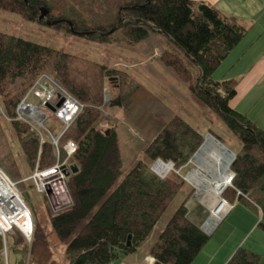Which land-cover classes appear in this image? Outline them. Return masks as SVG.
Listing matches in <instances>:
<instances>
[{
    "label": "trees",
    "instance_id": "1",
    "mask_svg": "<svg viewBox=\"0 0 264 264\" xmlns=\"http://www.w3.org/2000/svg\"><path fill=\"white\" fill-rule=\"evenodd\" d=\"M42 7L48 10V19L62 20L55 27L92 32L86 37L98 43H141L152 28L180 48L183 55L164 50L162 63L189 83L200 102L221 114L241 143L238 149L231 148L236 154L231 164L235 177L223 197L231 204L238 201L252 210L260 209L258 226L264 230V129L231 107L236 95L234 81L212 77L248 28L234 15L203 0H0V9L32 22H45L40 19ZM47 74L84 105L57 145L50 139L43 140V134L31 122L13 120L19 102L35 80ZM109 89L120 97L124 119L149 140L145 147L149 160H139L124 176L118 129L113 123L116 118L106 111ZM0 97L32 172L29 177L58 163L78 167L65 178L68 204L56 212L51 203L48 205L59 240H69L82 225L67 243L69 264H107L136 251L185 183L177 174L159 176L152 164L157 159L173 161L179 169L204 139L201 130L178 114L166 117L156 112L153 116L151 106L146 108L145 104L155 94L129 72L3 30ZM69 140L77 144L70 156L64 150ZM13 156L0 116V165L21 185L25 180L19 178ZM186 203L184 200L180 204L151 247L153 264H191L211 239V234L190 218ZM129 235L131 246L127 245ZM3 249L0 235V264H6ZM11 251L18 256L15 264H60L41 222L36 225L31 244L21 231L14 230L8 237ZM261 259L259 252L241 245L225 264H259Z\"/></svg>",
    "mask_w": 264,
    "mask_h": 264
},
{
    "label": "rangeland",
    "instance_id": "2",
    "mask_svg": "<svg viewBox=\"0 0 264 264\" xmlns=\"http://www.w3.org/2000/svg\"><path fill=\"white\" fill-rule=\"evenodd\" d=\"M0 30L31 41L34 40V42L52 46L62 51L84 56L95 61H102V63L116 67L120 71L129 72L130 76H132L136 81L146 85L155 94L156 97L152 99L150 103L146 102L145 104V106H147L146 108L151 106L152 115L154 116L158 113L159 115L166 117H171L174 114L182 116L183 119L185 118L204 134L203 143L200 147L205 143L207 133H210L213 137H215L211 132L221 137L224 141L223 143L228 147V149L233 148L236 150L241 145L240 140L229 130L225 121H223L221 114L217 110L200 102L191 92L189 83L181 79L172 68L167 67L162 63L160 56L166 49L181 55H183V53L178 46L170 41L168 36L159 31L151 28L149 37L142 40L141 43H129L124 40L121 42L102 44L91 40L86 37V35H79L73 31H66L57 28L55 25H50L46 21H28L17 13L5 11L3 9H0ZM193 67L196 69V66ZM222 71L223 68L219 71L220 75ZM220 75L215 73L212 77L214 80H219L217 78L220 77ZM37 81L39 83H37ZM45 92L48 93L47 96L41 97V95ZM115 92V90L109 89V96L112 98L110 99L109 96L107 98V102L109 103L107 104L108 106L106 111L116 118V121L113 123L116 124V128L118 129L119 141L122 150V170L124 176V174L128 173L133 165H135L139 160H149L147 154L145 153V147L149 140L142 134L139 128L132 126L130 122L124 119V113L121 107L112 104L117 100ZM58 95L61 96L62 101L66 98L74 99L50 75H48V77H38L33 86L30 87L27 94H25L19 102V105L17 106V116H15L13 120H22L34 124L35 128L43 134V140L50 139L51 141L52 136L55 138L59 137L60 139L61 135L66 130L65 125L62 123V120L57 113L58 108L56 107L59 100ZM24 103H32L38 109L34 114L30 115L29 111L22 109L25 105ZM41 111H44L46 114H41ZM0 116L8 145L14 155L13 157L17 165L16 168L19 171V178H24V184L19 185L5 168L1 165L0 167L3 169L2 171H4L18 184V187L22 191L23 196H25L24 198L31 208L30 210H32L35 216L36 225L41 222L44 226L47 238L54 251L55 259L58 260L60 264H69L66 246L68 241L75 236L82 225L77 228L69 240L65 242L59 240L50 222L48 207L51 203V206L53 205V211L56 212L55 210H60L68 204V197H66L64 193H60V191H58V194H54L52 191H49L52 198L50 199L47 195L48 191L41 192L38 189L35 179L32 176L29 177L32 172L26 161L18 135L12 126V119L7 115L5 107L2 104L1 97ZM39 120L42 124L39 123ZM110 124H112V122H110ZM200 147L198 149H200ZM198 149L190 157L187 163L179 169H175L174 167V170H171L169 173L164 175L156 170L157 163L164 160L157 159L152 164V170L159 176L166 177L168 175L177 174L185 181V183L180 188L173 202L161 216V219L157 222L149 236L140 245H138L137 249H139V251H143L147 248L150 252L151 247L158 240L166 223L184 200L187 202L186 205L188 206L190 218L198 222L204 229H206V226H209V223L207 222H209L212 217L210 206L215 202V196L212 195V192L209 191V187L206 184H200L199 186L188 178L190 174L194 173L200 167V164L194 161ZM230 169L231 165L225 175H229ZM223 192L221 193L222 198H224ZM232 205H238L239 209L243 208L250 217L247 215L244 216L245 212L243 214L240 210L236 212L237 214L235 212L231 214L230 211L232 210V207L226 213H223L220 219L215 221L216 224L213 226V230L220 226L218 233L221 232L223 229L229 227L231 217H235L236 220H234V222L236 223V227L235 229L230 227V232H234H232L233 239H231L229 245H233L240 238L242 239V237L245 236L243 240L244 244L241 243L239 246L243 244V246L247 248H251L253 250L256 249V251L262 255V259L259 264H264V243L256 245V241L260 238L256 237L259 234L258 232L264 235V230L258 226V223L261 220L260 209L259 211L252 210L251 208L244 206L242 202L238 201H235ZM251 217L253 219H251ZM254 220L258 221L255 226H253ZM211 240L212 237L208 243H210ZM209 245V247L207 246L201 252L200 257L205 255V253L210 249L211 251L213 250L212 244ZM9 256L10 264H15L18 256L15 255L13 251L9 253ZM203 262H206V258Z\"/></svg>",
    "mask_w": 264,
    "mask_h": 264
},
{
    "label": "crops",
    "instance_id": "3",
    "mask_svg": "<svg viewBox=\"0 0 264 264\" xmlns=\"http://www.w3.org/2000/svg\"><path fill=\"white\" fill-rule=\"evenodd\" d=\"M203 1L214 5L219 11L227 15H234L248 28L245 36L221 62L213 75L215 73L220 75L219 71L223 68L220 77L217 79H231L234 81L236 88V95L230 101L231 107L246 114L250 120L264 129V0ZM234 206L230 211L231 214L240 210L243 214L245 212L244 216L247 215L243 208L239 209L238 205ZM251 219L253 218L251 217ZM234 220L236 218L231 217L229 227L219 233L220 226L215 230L212 228L207 231L211 234L212 240L205 248L212 244L213 250L210 249L202 257L199 253L191 264H225L229 260L239 244H244L245 237L243 236L233 245H229V242L233 239L232 232H234H230V227L234 229L236 227ZM257 222V220H254L253 226ZM258 233L256 237L260 238L256 241V245L264 243V235ZM152 258L149 249L146 248L143 251L137 249L132 253L121 255L107 264H153L154 259ZM205 258L206 262H203Z\"/></svg>",
    "mask_w": 264,
    "mask_h": 264
},
{
    "label": "built area",
    "instance_id": "4",
    "mask_svg": "<svg viewBox=\"0 0 264 264\" xmlns=\"http://www.w3.org/2000/svg\"><path fill=\"white\" fill-rule=\"evenodd\" d=\"M43 77H48L47 75H43ZM37 83H39L37 81ZM47 92L41 95V97H46ZM59 96V95H58ZM23 103V102H22ZM23 110L29 111L30 115L34 114L38 108H36L32 103H24ZM21 106V105H20ZM19 106V109H20ZM57 113L62 123L65 125V130L70 126L76 114L83 108V105L78 101H75L71 98H66L64 101L61 100V96H59L58 104H57ZM54 111V110H53ZM44 111H41L43 114ZM46 114V113H44ZM39 123L41 121L39 120ZM50 132V131H49ZM52 142L57 145L59 141V137H51ZM65 150L68 153L67 155H72L77 150V144L69 140L65 145ZM65 167H67L66 163H58L52 168H49L44 171L35 172L32 177L37 182L38 189L41 192L52 191L54 194L64 193L68 196V190L65 184ZM0 167V235L3 237L4 249L2 253L5 258L6 264H9V252H8V237L10 234L14 232V230L18 229L22 232L26 240L29 244H31L35 228V216L30 210V206L26 199L23 196L22 191L18 187V184L13 181ZM227 179L226 187L233 186V178L235 177V173L230 169L229 175ZM224 189V190H225ZM229 203V202H228ZM232 204L229 203L230 210L232 208ZM227 210V211H228ZM226 211V212H227ZM225 212V213H226ZM212 227L207 226L205 230L210 231ZM153 259V258H152ZM152 262V261H151ZM154 262V261H153Z\"/></svg>",
    "mask_w": 264,
    "mask_h": 264
},
{
    "label": "bare ground",
    "instance_id": "5",
    "mask_svg": "<svg viewBox=\"0 0 264 264\" xmlns=\"http://www.w3.org/2000/svg\"><path fill=\"white\" fill-rule=\"evenodd\" d=\"M233 159L234 153L228 147H224L216 138L208 135L194 158V161L199 163L200 167L188 176L190 180L199 186L200 184H206L209 191L215 196V202L210 206L212 217L207 222L212 228L216 224L215 221L220 219L221 215L229 208L228 201L221 200V192L226 187L229 176L225 174L228 172ZM156 170L164 175L174 170V166L171 163L159 161Z\"/></svg>",
    "mask_w": 264,
    "mask_h": 264
},
{
    "label": "water",
    "instance_id": "6",
    "mask_svg": "<svg viewBox=\"0 0 264 264\" xmlns=\"http://www.w3.org/2000/svg\"><path fill=\"white\" fill-rule=\"evenodd\" d=\"M41 14H40V19H44L47 23H49L50 25H56V24H58L59 22H61L62 20H50V19H48V10L46 9V8H44V7H42L41 9ZM63 21H65V20H63ZM66 22H68L69 23V25L71 26V28H72V23L70 22V21H66ZM121 23H119L118 25H116L111 31H110V33H112V32H114L117 28H118V26L120 25ZM72 31L74 32V33H76V34H79V35H89V34H91L92 32H80V31H76V30H74L73 28H72ZM108 98V96L106 97V99ZM112 104H115V105H118V106H121V99H120V97H118L117 98V100L114 102V103H112ZM208 135H211L210 133H207L206 134V138L208 137ZM215 138V137H214ZM217 139V138H216ZM218 140V139H217ZM219 141V140H218ZM224 147L226 146L224 143H222L221 141H219ZM202 147V146H201ZM200 147V148H201ZM227 147V146H226ZM231 150V149H230ZM232 151V150H231ZM233 153H234V159H233V161H232V163L234 162V160H235V158H236V154H235V152L234 151H232ZM164 162V161H163ZM167 163H171L173 166L175 165L174 164V162L173 161H169V162H167ZM64 171H65V174H66V176H69L70 174H71V172H77L78 171V167L76 166V165H73L72 167H65V169H64ZM225 189V188H224ZM224 189L222 190V192L224 191ZM221 192V193H222ZM47 195H48V197L50 198V199H52L51 198V196H50V193H49V191L47 192ZM221 200H224V198H222L221 197ZM203 228V227H202ZM204 229V228H203ZM205 230V229H204ZM206 231V230H205ZM131 237H132V235H129V238H128V241H127V245L128 246H131V244H132V242H131Z\"/></svg>",
    "mask_w": 264,
    "mask_h": 264
}]
</instances>
